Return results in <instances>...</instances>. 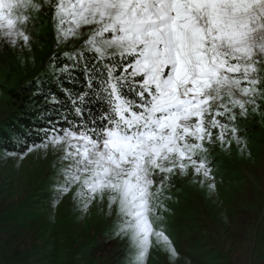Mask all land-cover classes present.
I'll list each match as a JSON object with an SVG mask.
<instances>
[{
  "label": "snow or ice",
  "instance_id": "obj_1",
  "mask_svg": "<svg viewBox=\"0 0 264 264\" xmlns=\"http://www.w3.org/2000/svg\"><path fill=\"white\" fill-rule=\"evenodd\" d=\"M49 9L55 46L80 43L52 54L53 87L34 93L40 143L7 155L60 153L56 201L73 187L83 211L107 198L127 264H146L153 235L177 257L153 226L158 197L190 170L214 190L206 145L242 143L237 115L264 99V0H0V42L31 51L32 13Z\"/></svg>",
  "mask_w": 264,
  "mask_h": 264
},
{
  "label": "rangeland",
  "instance_id": "obj_2",
  "mask_svg": "<svg viewBox=\"0 0 264 264\" xmlns=\"http://www.w3.org/2000/svg\"><path fill=\"white\" fill-rule=\"evenodd\" d=\"M32 16L31 51L0 42V120L17 107L11 90L39 77L53 53L80 43L55 46L51 9ZM257 102L258 111L249 105L246 118L237 115L240 145L230 132V147L219 140L206 145L214 190L191 170L164 186L158 199L166 210L152 222L163 227L179 255L170 257L153 235L146 264H264V99ZM7 153L0 150V264H127L128 236L117 235L116 211H108L107 198L83 211L73 187L56 201L60 153L36 149L23 159Z\"/></svg>",
  "mask_w": 264,
  "mask_h": 264
},
{
  "label": "trees",
  "instance_id": "obj_3",
  "mask_svg": "<svg viewBox=\"0 0 264 264\" xmlns=\"http://www.w3.org/2000/svg\"><path fill=\"white\" fill-rule=\"evenodd\" d=\"M61 50L57 53H63ZM61 61H65L64 56H60ZM49 67L39 74V77L31 80L28 84L22 87L19 92L11 90L10 96L18 99L17 107L11 115H8L4 120H0V150L7 152H21L25 150V145L20 143V140H26L28 144L40 143V138L35 135L36 126L43 124V116L47 115L42 112L43 99L37 100L34 93L37 91L38 85L43 84V90L47 91L53 87L52 82V67ZM67 86L79 88V84L73 85L66 81ZM22 92V93H21Z\"/></svg>",
  "mask_w": 264,
  "mask_h": 264
}]
</instances>
